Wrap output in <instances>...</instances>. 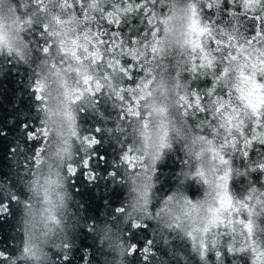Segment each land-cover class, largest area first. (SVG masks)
<instances>
[{"label": "clouds", "instance_id": "1", "mask_svg": "<svg viewBox=\"0 0 264 264\" xmlns=\"http://www.w3.org/2000/svg\"><path fill=\"white\" fill-rule=\"evenodd\" d=\"M135 17L133 39L122 29ZM0 59L30 70L41 138L23 192L7 191L21 238L0 264H58L81 226L101 264H264V153L252 156L264 149V0H0ZM102 102L116 110L97 131L120 146L124 198L85 224L69 169L101 142L81 120ZM177 149L164 194L160 166ZM145 227L141 259L129 233Z\"/></svg>", "mask_w": 264, "mask_h": 264}, {"label": "trees", "instance_id": "2", "mask_svg": "<svg viewBox=\"0 0 264 264\" xmlns=\"http://www.w3.org/2000/svg\"><path fill=\"white\" fill-rule=\"evenodd\" d=\"M144 29L145 25L140 22V18L135 17L126 23L122 31L135 39ZM36 39H41L38 34ZM210 83V80L198 81L194 82V87L203 88ZM36 95L30 70L11 59H0V206L6 208V211L0 212V254L5 257L15 253L21 238L16 223L19 204L17 200L7 195V191L23 192L22 179L28 167L27 158L34 151H39L41 141L36 133L39 127ZM100 107L101 111L86 110L82 113L81 123L85 133L96 135L101 142L94 147L91 155L78 154V171L71 180L75 207L82 213L85 224H94L103 219L102 214L120 207L124 198L123 187L117 179L120 175L117 171L119 168L117 151L120 146L101 137L97 131L101 124L109 126L114 124L110 118L116 114V110L111 108L109 102H102ZM33 136L36 138L33 139ZM260 153H264V149L254 150L252 156L255 158ZM181 160L182 154L177 149L176 154H170L166 162L160 166L159 192L167 194L175 186L176 173L182 166ZM85 161L89 162L88 166L85 165ZM238 163L242 167L246 166L243 159ZM254 176L259 181L260 176L258 174ZM244 183L246 178L241 177L238 182L234 181L233 187L238 192L242 191L241 185ZM196 191L193 189L191 194L195 196ZM129 239L139 245L141 259H146L142 251L151 241L148 228L130 232ZM157 250L165 256L169 254L165 248ZM225 255L227 264H233L234 259L241 260L242 264H248L244 257H230L227 253ZM212 258L210 256V259ZM57 261L58 264H101V249L91 229L81 226L73 237V245L68 254H58Z\"/></svg>", "mask_w": 264, "mask_h": 264}, {"label": "snow or ice", "instance_id": "3", "mask_svg": "<svg viewBox=\"0 0 264 264\" xmlns=\"http://www.w3.org/2000/svg\"><path fill=\"white\" fill-rule=\"evenodd\" d=\"M32 138L35 139L36 137L33 136ZM91 143L95 144L96 143V140L95 139H92L91 140ZM126 159H132V158L126 157ZM84 163H85L86 166L89 165V162L88 161H85ZM69 171L72 172L73 174H75L78 171V169L75 168V167H73V168H70ZM4 211H6V208L3 207V206H0V212H4ZM145 251H147V250L145 249Z\"/></svg>", "mask_w": 264, "mask_h": 264}]
</instances>
